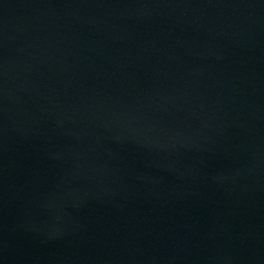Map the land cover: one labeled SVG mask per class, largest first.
Returning <instances> with one entry per match:
<instances>
[{"label":"water","instance_id":"obj_1","mask_svg":"<svg viewBox=\"0 0 264 264\" xmlns=\"http://www.w3.org/2000/svg\"><path fill=\"white\" fill-rule=\"evenodd\" d=\"M0 264H264V0H0Z\"/></svg>","mask_w":264,"mask_h":264}]
</instances>
